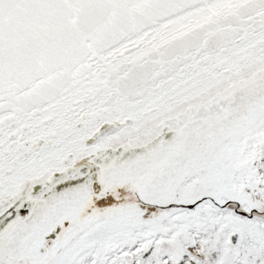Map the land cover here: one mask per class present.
Returning a JSON list of instances; mask_svg holds the SVG:
<instances>
[{"label": "snow or ice", "instance_id": "snow-or-ice-1", "mask_svg": "<svg viewBox=\"0 0 264 264\" xmlns=\"http://www.w3.org/2000/svg\"><path fill=\"white\" fill-rule=\"evenodd\" d=\"M0 264H264V0H0Z\"/></svg>", "mask_w": 264, "mask_h": 264}]
</instances>
